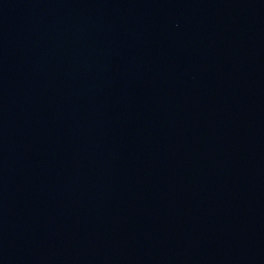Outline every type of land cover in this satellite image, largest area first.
<instances>
[{
    "label": "water",
    "instance_id": "95a60500",
    "mask_svg": "<svg viewBox=\"0 0 264 264\" xmlns=\"http://www.w3.org/2000/svg\"><path fill=\"white\" fill-rule=\"evenodd\" d=\"M0 264H264V0H0Z\"/></svg>",
    "mask_w": 264,
    "mask_h": 264
}]
</instances>
